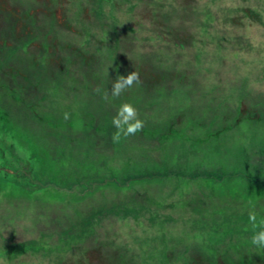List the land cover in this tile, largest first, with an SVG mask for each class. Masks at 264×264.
<instances>
[{"label":"rangeland","instance_id":"rangeland-1","mask_svg":"<svg viewBox=\"0 0 264 264\" xmlns=\"http://www.w3.org/2000/svg\"><path fill=\"white\" fill-rule=\"evenodd\" d=\"M123 103L144 128L113 143ZM250 201L264 0H0L6 264H264Z\"/></svg>","mask_w":264,"mask_h":264},{"label":"clouds","instance_id":"clouds-1","mask_svg":"<svg viewBox=\"0 0 264 264\" xmlns=\"http://www.w3.org/2000/svg\"><path fill=\"white\" fill-rule=\"evenodd\" d=\"M139 73L136 71L125 75H118L115 82L112 84L111 91H106L103 99L108 100L109 96L118 98L125 90L133 87L134 84H139ZM64 119H69V113L64 114ZM144 121L140 119L138 109L131 103H123L116 115L112 119V125L116 129L112 135L113 143H120L122 138L127 139L130 136L136 135L144 128ZM248 220L252 226L253 235L250 243L258 249H264V217L256 210L254 204L249 202ZM0 264L6 262L0 259Z\"/></svg>","mask_w":264,"mask_h":264}]
</instances>
